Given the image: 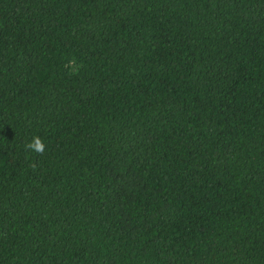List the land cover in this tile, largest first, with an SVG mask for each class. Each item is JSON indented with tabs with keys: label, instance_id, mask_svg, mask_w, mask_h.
I'll return each instance as SVG.
<instances>
[{
	"label": "trees",
	"instance_id": "16d2710c",
	"mask_svg": "<svg viewBox=\"0 0 264 264\" xmlns=\"http://www.w3.org/2000/svg\"><path fill=\"white\" fill-rule=\"evenodd\" d=\"M0 264H264V0H0Z\"/></svg>",
	"mask_w": 264,
	"mask_h": 264
},
{
	"label": "clouds",
	"instance_id": "9594fccd",
	"mask_svg": "<svg viewBox=\"0 0 264 264\" xmlns=\"http://www.w3.org/2000/svg\"><path fill=\"white\" fill-rule=\"evenodd\" d=\"M27 150L35 151L38 154H43L45 145L41 138L34 136L31 141L25 144Z\"/></svg>",
	"mask_w": 264,
	"mask_h": 264
}]
</instances>
